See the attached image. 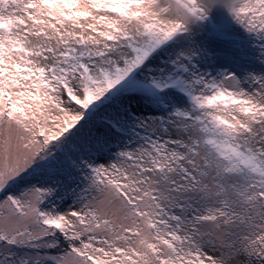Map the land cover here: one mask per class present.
Returning a JSON list of instances; mask_svg holds the SVG:
<instances>
[{"label":"snow or ice","instance_id":"1","mask_svg":"<svg viewBox=\"0 0 264 264\" xmlns=\"http://www.w3.org/2000/svg\"><path fill=\"white\" fill-rule=\"evenodd\" d=\"M0 264H264V0H0Z\"/></svg>","mask_w":264,"mask_h":264}]
</instances>
